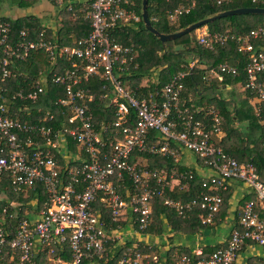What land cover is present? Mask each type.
<instances>
[{
    "label": "built area",
    "instance_id": "built-area-1",
    "mask_svg": "<svg viewBox=\"0 0 264 264\" xmlns=\"http://www.w3.org/2000/svg\"><path fill=\"white\" fill-rule=\"evenodd\" d=\"M24 1L44 3L57 13L65 11L70 16L71 13L74 16V7L78 6L82 18L89 23L90 31L75 46L59 49V56L70 64L62 74L55 73L52 76V83L64 89V97L56 101V104L67 110L68 115V127H63L62 132L54 133L50 128L23 124L9 116L5 104L0 105V179L7 178L16 191L31 189L41 183L48 195V203L36 214V219L23 221L14 238L7 241L10 250L19 255L21 264L30 262L38 247H50L57 243L68 246L71 258L68 262L57 260V264H82L86 258L102 257L114 237L113 231L94 207L98 199L108 210L112 223L118 225L128 210L131 229L142 234L147 229L151 216L150 198L154 194L151 183L167 184V173L137 171L129 163V158L134 150L167 154L171 152L170 142L177 143L201 161L209 172V175L204 176L206 182L203 186L209 184L208 187L212 189V193L202 194L188 203L166 200L165 206L174 209L178 215L183 217L185 212L199 208L202 211L201 223L211 225L224 204L220 192L225 191L232 181L245 184L254 196V199L242 206L238 215L239 228L230 232L222 250L196 262L183 256L177 259L176 264H235L244 246L255 244L264 248V183L258 179L253 164L238 163L210 143L211 135L219 133L220 120L216 114L211 131L202 121L194 120L185 109L179 108L183 90L181 81L186 73H177L160 92L141 100L124 87L119 72L123 70L122 66L127 62L131 50L113 40L110 32L120 25L140 21V17L129 8L133 6L132 1ZM208 1L221 6L234 0ZM188 10L177 8L170 20ZM0 34V94L5 95L10 91L13 75L9 67L12 60L23 61L30 52L37 51L53 55L56 46L42 39L37 42L27 41L29 32L26 29L19 32V42L12 44L8 28L3 24H0ZM227 37L210 33L206 27L197 30L199 45L209 50L217 45L223 46ZM257 40L264 42V27L239 37L238 50L248 59L244 89L255 96L253 100L260 103L264 101V80H260L258 75L264 72V47L255 45L254 41ZM236 72V67L221 64L217 69L210 70L209 74L221 79L222 74ZM94 76L110 85V104L115 108L116 117L112 124H102V129L98 132L95 130L90 108L93 96L79 87ZM47 91L48 81L40 74L33 86L28 84L26 88L12 91L11 100L36 102ZM131 111L135 117L132 124L129 119ZM256 116L264 123V114L257 110ZM178 118L184 126V130L180 132L176 130ZM111 127L121 136L103 137V133H108ZM152 131L160 135V140L156 143H150L149 135ZM33 132L39 133L44 141L39 143L34 136L26 137L24 141L20 138V135ZM65 134L76 142L78 149L87 154L88 161L79 156L74 160L80 163L78 167L62 168L59 165L53 150L60 152L61 143L67 145ZM28 147H32L31 150ZM64 175L69 177L66 184H63ZM125 175L139 192L125 196V189L123 194L119 192L123 189L121 185L112 184L114 180L122 181ZM80 184L84 187L78 191ZM3 243L1 239L0 245ZM196 255H201V252H196ZM146 259L145 255L133 249L124 253L118 264H149Z\"/></svg>",
    "mask_w": 264,
    "mask_h": 264
},
{
    "label": "trees",
    "instance_id": "trees-1",
    "mask_svg": "<svg viewBox=\"0 0 264 264\" xmlns=\"http://www.w3.org/2000/svg\"><path fill=\"white\" fill-rule=\"evenodd\" d=\"M130 1L133 6L129 8L133 9L140 17V21L134 24L120 25L110 32V37L113 40L131 50L127 62L122 66L123 70L119 72L120 79L127 84L130 94L140 100L154 96L177 73H186L181 81L183 90L179 108L185 109L193 116L194 120L202 121L211 131H213L212 126L214 125L213 117L216 114L220 120L219 133L211 135L210 143L215 148L221 149L224 154L234 158L238 163L253 164L258 179L264 183V123L256 116L257 110L264 114V101L254 103V106L249 104L248 101L255 99V96L244 89L247 78L245 67L248 59L244 53L238 50V38L259 27H264V15H233L207 24L204 27L210 33L228 36L223 46L217 45L213 50H209L199 45L198 40L194 37L197 30L171 42H160L144 28L141 20L142 0ZM11 3L24 9H28L34 4L24 0H11ZM180 7L189 10L174 20H170L173 12ZM239 8H264V0H254V2L252 0H234L221 6H216L208 0H148L147 14L152 27L159 33L168 35L218 13ZM74 10V16L72 13L70 16L65 11H61L57 17L59 25L55 28L47 27L39 18L32 15L17 18L7 15L0 17V24L8 28V37L12 44L19 42V32L26 29L29 32L27 41L37 42L42 39L56 46L53 55L37 51L30 52L23 61L12 60L9 67L13 75L11 76L10 91L5 95L0 94V105L5 104L8 107V114L13 119L23 124L50 128L54 133L62 132L63 127H68L67 110L56 104L59 98L64 97V89L52 83V76L55 73L62 74L64 69L70 67L69 62L59 56V49L64 46H75L90 31L89 23L82 18L78 6H75ZM254 42L255 45L260 44L264 47L263 41ZM176 47H183V50H175ZM221 64L236 67V74L226 73L221 75V79L213 78L209 71L217 69ZM40 74L42 77L45 76L48 81V91L45 94L40 95L36 102L11 100L12 91L26 88L28 84L33 86L39 80ZM258 78L264 80V72L259 74ZM145 80L147 83L141 85ZM79 87L89 91L93 96L90 108L95 130L100 131L102 124H112L116 117L115 108L110 104L112 97L110 85L106 84L102 78L94 76ZM228 87H231L230 90ZM222 89L224 92L221 91ZM241 89L242 91H240ZM129 119L131 124L134 123L133 111H131ZM176 122L177 132L183 131L184 126L181 119L178 118ZM109 129L108 133H103V137L121 136L119 133L116 134V129L112 127ZM31 136H34L39 143L44 141V138L35 132L20 135V138L24 141L26 137ZM64 136L67 139L68 151L71 153L79 151L80 156L88 161L87 154L78 149L76 142L67 134ZM149 138L151 139L150 143H156L157 140H160V135L152 131ZM177 146V143L170 142V148L174 149L175 147L176 152L164 155L152 154L146 150L141 152L134 150L130 155L129 163L135 166L137 171H164L167 173V184L151 183L154 194L150 198L149 225L142 233L145 236L150 235L163 239L165 230L169 227L170 232L194 237L201 235L205 229L215 228L223 223L228 224L226 213L229 208L228 200L231 198L230 184L225 191L220 192L224 204L211 225L201 223L202 211L199 208L185 212V216L182 217L174 209L165 206L164 202L168 199L188 203L198 199L202 194L212 193V189L208 187L209 184L203 186L206 179L196 169L182 166L175 160L178 152ZM31 148L27 149L31 150ZM53 152L62 168L80 165L78 161L70 162L69 160L66 163L62 153L55 152V150ZM196 159L202 165L197 157ZM172 174H175L176 177ZM172 180L178 181L174 187H171L170 184ZM68 181L69 177L64 175L63 184ZM112 184L114 186L121 185L123 189H120L119 192L122 194L125 190L131 195L139 192L126 175L122 181L114 180ZM83 187L84 185L80 184L77 190H82ZM252 199L254 196L251 194L241 200L240 204L243 206L245 202ZM46 203H48V195L41 183L34 185L31 189L16 191L7 178L0 179V240L4 241L3 245H0V264H21L19 255L10 250L7 241L14 238L18 226L23 221H31L33 218L30 212L24 214L25 208L30 211L34 207L36 211H41ZM94 207L99 210L109 229L118 228L116 223L110 221L107 216L108 210L99 199L95 202ZM238 228V217H235L231 231ZM226 241L215 245L201 246V255L199 256L196 255L193 247L171 245L168 251L161 256L158 247H152L149 250L147 246L138 245L132 248V241L123 245L111 241L102 257L86 258L82 264H118L123 254L133 249L138 250L142 255H148L149 258L146 260L149 264H176L177 259L183 256L196 262L222 250L226 246ZM35 252L33 259L24 264H47V259L68 262L71 259L68 246L64 243H57L50 247L41 246ZM154 255L157 256L159 263L158 260L156 263L152 260ZM161 258L164 259L163 262H161Z\"/></svg>",
    "mask_w": 264,
    "mask_h": 264
},
{
    "label": "crops",
    "instance_id": "crops-1",
    "mask_svg": "<svg viewBox=\"0 0 264 264\" xmlns=\"http://www.w3.org/2000/svg\"><path fill=\"white\" fill-rule=\"evenodd\" d=\"M34 4H37L36 6L38 8H45L46 7V8H48V11L52 10V8L47 7V6H49L47 4H44V3H34ZM32 10H33V8H32ZM43 17H45V16H43ZM146 83H147L146 80L142 81L141 85H145ZM123 85L128 90V88H127L128 86L125 82H123ZM230 88L231 87H228V90H230ZM221 91L224 92L223 89ZM240 91H242V89ZM248 102L251 106H254L255 105L254 103H257L255 100H252V99H250V101H248ZM61 147H62V149L60 150V152L62 153L61 155L64 156V160L66 162H69V160H70V162L71 161L74 162V160H76V158L80 156L79 151H78V153L77 152L71 153V151H68V145L61 143ZM176 148L178 149V152L175 156V160H177L180 165L186 166L188 168L196 169V171L203 177L209 175V174H207V173H209L208 170H206V168L203 167L200 164V162H198V160L196 159V157L194 155H192L190 152L182 149V147H180V145H178ZM172 152L173 153L176 152L175 147H174V149H171V153ZM191 156H194L193 161H191ZM177 184H178L177 180H172V186L171 187H174ZM230 191H231V198L228 200L229 208H228L226 214L228 216L227 223L230 226H233L234 225V219H235V217H238L239 211L242 207V205L240 204V201L243 200L244 198H246L247 196L251 195V193L248 189H243L241 184L237 181L230 182ZM36 214L33 216L31 221L36 219L35 218ZM107 216H108V214H107ZM130 219L131 218L129 215V211L126 210V212L124 213L122 221H120L118 223V225H116V226H118V228L111 229L113 231L112 235L114 237L112 242L116 241L118 245H123V244H127V243L132 241L133 242L132 248H135L138 245H144V246H147L149 250L152 247L153 248L158 247L159 248L158 251H159V254L161 256H163L164 253L166 251H168V249L171 247V245L192 247L191 245L184 244L181 241L177 242L178 239L176 241V238H187L188 239V237L184 236V235L176 234L174 232H170L169 227L166 228L165 233H164L165 237L163 239H159L157 237H153L150 235L145 236L143 234L135 233L134 230L131 229L132 225L130 223ZM223 224H225V223H223ZM224 241H226V240L223 239L222 241H219L215 244H219V243H222ZM215 244H213V245H215ZM252 247H253L252 245L244 246L243 249L241 250L239 257H238L235 264H248L249 262L252 264H263L264 263V249L262 250V248H261V250H258V252H256V254H254V253H252L253 252ZM193 248H194L195 252H201V245L200 244H196V246ZM145 256L147 258H149L148 255H145ZM152 260L154 261V263H156L158 260L157 256L154 255L152 257ZM10 261H12V259H10ZM163 261H164V259L161 258V262H163ZM52 262H55V264H57L56 260H54ZM158 263H159V260H158ZM159 264H162V263H159Z\"/></svg>",
    "mask_w": 264,
    "mask_h": 264
},
{
    "label": "rangeland",
    "instance_id": "rangeland-1",
    "mask_svg": "<svg viewBox=\"0 0 264 264\" xmlns=\"http://www.w3.org/2000/svg\"><path fill=\"white\" fill-rule=\"evenodd\" d=\"M36 5L37 4L31 5V7L28 8L27 10V9L20 8V7L13 5L11 3V0H3V1H0V17H4L5 15H7L9 17L17 18L20 16L32 15V16H36L37 18H39L49 28L50 27L55 28L57 27V25H59L58 24L59 22L57 21V17L59 13H57L55 10L48 11V8L46 7L38 8ZM47 7L50 8V6H47ZM194 37L197 39V31L194 33ZM194 156H191V161L194 160L193 158ZM239 183L241 184L243 189H248L245 184L241 182ZM170 184L172 186V182ZM126 194H128L127 191L125 192V196ZM21 206H23V209L25 208L23 204ZM27 212H30V215L34 216L38 211H36V208L32 207L30 211L25 208L24 214H26ZM231 228L232 226H230L229 224H226V223L220 224L215 228L205 229L202 232V234L199 236L188 237V239L187 238H176V241L178 239L177 242L181 241L182 243L191 245L192 247H195L196 244H200L201 246L213 245L219 241H222L223 239L227 240L230 235ZM252 246H253L252 253L254 254H256V252H258V250H261L262 248L255 244ZM263 249L264 248H262V250ZM47 261H48L47 264H55V262H52L49 259H47Z\"/></svg>",
    "mask_w": 264,
    "mask_h": 264
},
{
    "label": "water",
    "instance_id": "water-1",
    "mask_svg": "<svg viewBox=\"0 0 264 264\" xmlns=\"http://www.w3.org/2000/svg\"><path fill=\"white\" fill-rule=\"evenodd\" d=\"M147 4H148V0L141 1V20L143 22L144 28L162 43L171 42L176 39H179L187 34H190L193 31H196L206 26L207 24L211 22H214L216 20H219V19H222L228 16L247 15V14L264 15V8H239L235 10H228L225 12L218 13L214 16L208 17L194 24H191L187 26L186 28L179 30L176 33L166 35V34L159 33L150 24L148 14H147ZM175 50H183V47H176Z\"/></svg>",
    "mask_w": 264,
    "mask_h": 264
}]
</instances>
